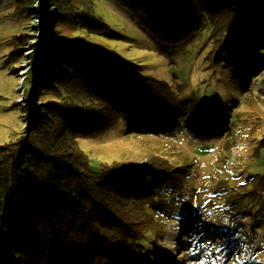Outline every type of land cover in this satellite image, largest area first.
Returning a JSON list of instances; mask_svg holds the SVG:
<instances>
[{
	"label": "rangeland",
	"instance_id": "1",
	"mask_svg": "<svg viewBox=\"0 0 264 264\" xmlns=\"http://www.w3.org/2000/svg\"><path fill=\"white\" fill-rule=\"evenodd\" d=\"M83 11L107 30L63 27L60 38L116 61L151 95L163 91L160 83L166 84L173 101L170 117L134 132L126 116L106 111L101 101L90 103L89 95L42 93L39 88L38 98L29 99L26 80L33 68L29 56L38 20L16 15L13 5L4 2L0 146L25 136L28 113L35 106L63 97H68V107L88 105L102 113L103 133L74 137L70 143L93 171L125 166L147 172L163 158L187 173L181 187L153 189L143 198L153 221L132 264H264V46L254 56L248 49L222 51L227 34L220 31L213 39L203 31L180 45L165 46L118 0L87 2ZM33 252L39 256L35 246Z\"/></svg>",
	"mask_w": 264,
	"mask_h": 264
},
{
	"label": "trees",
	"instance_id": "2",
	"mask_svg": "<svg viewBox=\"0 0 264 264\" xmlns=\"http://www.w3.org/2000/svg\"><path fill=\"white\" fill-rule=\"evenodd\" d=\"M94 1L0 0V5L10 2L16 15L38 20L26 80L29 99L38 98L39 88L42 93L89 95L90 103L101 101L106 111L126 116L134 132L166 121L173 104L166 84L154 81L163 91L151 95L116 61L60 38L63 27L107 30L86 18L83 6ZM118 2L165 46L180 45L203 31L211 39L216 32L226 33L220 49L230 53L248 49L254 56L264 46V0ZM67 99L29 110L25 136L0 146V264H132L153 221L143 198L153 189L181 187L186 181V171L163 158L147 172L125 166L93 171L70 140L101 135L105 121L88 105L68 107Z\"/></svg>",
	"mask_w": 264,
	"mask_h": 264
}]
</instances>
